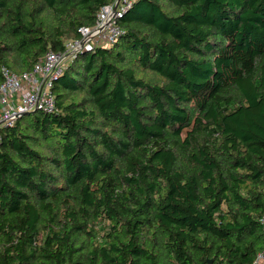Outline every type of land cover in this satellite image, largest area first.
<instances>
[{
	"label": "trees",
	"instance_id": "trees-1",
	"mask_svg": "<svg viewBox=\"0 0 264 264\" xmlns=\"http://www.w3.org/2000/svg\"><path fill=\"white\" fill-rule=\"evenodd\" d=\"M113 44L2 130L0 264H251L264 249V0H130ZM116 0H0L2 66Z\"/></svg>",
	"mask_w": 264,
	"mask_h": 264
},
{
	"label": "built area",
	"instance_id": "built-area-1",
	"mask_svg": "<svg viewBox=\"0 0 264 264\" xmlns=\"http://www.w3.org/2000/svg\"><path fill=\"white\" fill-rule=\"evenodd\" d=\"M130 4V0H121L116 7L115 2L103 5L97 14L95 25L80 26L78 29L80 38L67 40L64 51L49 49L29 71L18 73L7 66H2L0 143L3 138L2 130L11 126L20 117L19 114L35 110L47 113L56 110L54 80L63 72L67 60L74 58L80 51H91L96 46L113 44L125 33L118 19ZM261 223L264 233V216ZM251 264H264V249L257 254Z\"/></svg>",
	"mask_w": 264,
	"mask_h": 264
},
{
	"label": "water",
	"instance_id": "water-1",
	"mask_svg": "<svg viewBox=\"0 0 264 264\" xmlns=\"http://www.w3.org/2000/svg\"><path fill=\"white\" fill-rule=\"evenodd\" d=\"M120 0H116L115 2V7L119 4ZM20 116L23 114H19ZM213 262V260H209V264H211Z\"/></svg>",
	"mask_w": 264,
	"mask_h": 264
},
{
	"label": "rangeland",
	"instance_id": "rangeland-1",
	"mask_svg": "<svg viewBox=\"0 0 264 264\" xmlns=\"http://www.w3.org/2000/svg\"><path fill=\"white\" fill-rule=\"evenodd\" d=\"M120 1H121V0H120ZM70 60H71V59H70ZM70 60H68V61H70ZM68 61L65 63V66L67 65Z\"/></svg>",
	"mask_w": 264,
	"mask_h": 264
}]
</instances>
